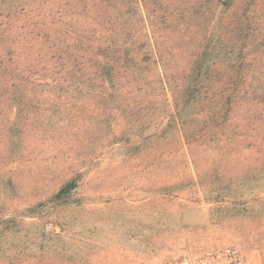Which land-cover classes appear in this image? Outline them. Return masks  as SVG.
I'll return each mask as SVG.
<instances>
[{"label":"rangeland","instance_id":"rangeland-1","mask_svg":"<svg viewBox=\"0 0 264 264\" xmlns=\"http://www.w3.org/2000/svg\"><path fill=\"white\" fill-rule=\"evenodd\" d=\"M0 32V264L229 244L264 264V0H0ZM43 62L118 69L102 91H58ZM194 81L230 108L188 102Z\"/></svg>","mask_w":264,"mask_h":264},{"label":"trees","instance_id":"trees-1","mask_svg":"<svg viewBox=\"0 0 264 264\" xmlns=\"http://www.w3.org/2000/svg\"><path fill=\"white\" fill-rule=\"evenodd\" d=\"M242 34V32H240ZM3 35L2 32H0V36ZM242 39H244V36H241ZM123 57L129 58L131 57L130 52L129 51H125L123 52ZM46 57V55L43 54L44 58ZM4 58L0 55V73H2V71H6V66L4 64ZM38 64H43L41 71L42 74L40 75V83L41 85H45V81L49 80V82L51 83V89H56L54 87V84H57L59 81H61L62 87L58 88V91H62L63 89L65 91L69 90L73 91V92H82V91H86V93H92V92H96V91H102V87H103V83L102 80L108 79L110 78V76H114L112 72H114L116 69H118L117 67L111 65H103V64H97V63H69V64H54L52 63L51 65L43 62V63H38ZM127 65H122L121 67L125 68ZM128 68V67H126ZM87 76L85 79H82V77ZM89 77V78H88ZM57 80H59L58 82H56ZM112 81V80H111ZM109 81V87L107 88L108 90H112L113 89V82ZM63 83H66L67 86L65 87ZM196 82V81H194ZM218 82V81H217ZM47 84V83H46ZM223 85V84H222ZM64 86V87H63ZM197 86H199V88H196ZM205 86V84H201L196 82L193 86V88L189 89V100L188 102H192V103H198L199 101L204 102L205 100H210L211 103H213V105H219V107L222 109L226 106V108H230L231 106V93L228 89H225L224 86H220L219 88H214L212 90V93L209 94L208 90L210 88H208L207 86H205V88L203 87ZM67 89V90H66ZM201 94H203L201 96ZM209 94V96H208ZM194 95H198L197 98H194L192 96ZM224 114V112L219 115V116H214L211 117L210 116H206L205 118H208L209 121H207L206 127L208 126L210 129H215L216 127L220 126L221 123L223 122V117L222 115ZM211 122V125H210ZM198 133H200L198 131ZM181 139L184 140V142L182 143L183 146H185L187 144V138L183 136V134H179ZM202 136L200 134H198L197 136H189V141L190 143H194L198 140H200ZM72 185V183L68 184L65 189L70 188ZM36 255L35 254H21V260H17L16 258H14V256H11L10 258H7L8 260V264H13L14 260L18 261L21 264H36ZM5 264V262L3 263Z\"/></svg>","mask_w":264,"mask_h":264},{"label":"built area","instance_id":"built-area-1","mask_svg":"<svg viewBox=\"0 0 264 264\" xmlns=\"http://www.w3.org/2000/svg\"><path fill=\"white\" fill-rule=\"evenodd\" d=\"M152 264H252L246 252L238 245L229 244L220 248L160 259Z\"/></svg>","mask_w":264,"mask_h":264}]
</instances>
